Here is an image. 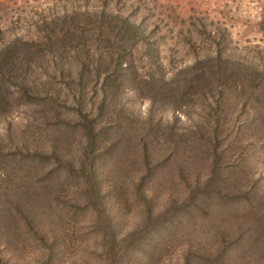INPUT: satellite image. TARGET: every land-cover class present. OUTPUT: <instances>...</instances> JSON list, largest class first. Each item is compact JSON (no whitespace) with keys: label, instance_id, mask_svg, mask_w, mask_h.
Masks as SVG:
<instances>
[{"label":"rangeland","instance_id":"rangeland-1","mask_svg":"<svg viewBox=\"0 0 264 264\" xmlns=\"http://www.w3.org/2000/svg\"><path fill=\"white\" fill-rule=\"evenodd\" d=\"M8 63L0 264H264V0H0Z\"/></svg>","mask_w":264,"mask_h":264},{"label":"trees","instance_id":"trees-1","mask_svg":"<svg viewBox=\"0 0 264 264\" xmlns=\"http://www.w3.org/2000/svg\"><path fill=\"white\" fill-rule=\"evenodd\" d=\"M129 25H131V24H129ZM201 59H202L203 62L204 61L205 62H210L211 65L208 66V67H211V66L214 67L215 68V72L214 73L215 74H219V75L222 74V72H221L222 69H224V70L227 69V63L229 62L228 57L222 58L221 55L217 56L216 58H213L212 56H203V58H201ZM202 61H200V62H202ZM9 63L5 64V65L0 64L3 67V72L4 73L8 74V72L12 71V67L9 66ZM249 66H246V68L248 70H250L251 72H253L256 76H258L257 74H259L260 71H258V69L256 67H254L253 64H250ZM261 82H262V80L259 78V80L257 82H252L254 84H251V83H248V84H249V86H252L254 89L257 90L261 86Z\"/></svg>","mask_w":264,"mask_h":264}]
</instances>
